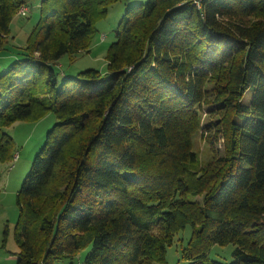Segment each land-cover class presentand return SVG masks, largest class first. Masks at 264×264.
<instances>
[{
	"label": "trees",
	"instance_id": "16d2710c",
	"mask_svg": "<svg viewBox=\"0 0 264 264\" xmlns=\"http://www.w3.org/2000/svg\"><path fill=\"white\" fill-rule=\"evenodd\" d=\"M126 1L41 0L20 59L0 75V160L12 159L6 129L58 119L17 196V264L88 249L83 264H165L188 226L182 261L225 264L209 252L231 245L229 264H264V0L129 6L107 71L61 79L60 61L89 53ZM26 5L0 0V52ZM197 135L211 155L198 171Z\"/></svg>",
	"mask_w": 264,
	"mask_h": 264
},
{
	"label": "rangeland",
	"instance_id": "374dc122",
	"mask_svg": "<svg viewBox=\"0 0 264 264\" xmlns=\"http://www.w3.org/2000/svg\"><path fill=\"white\" fill-rule=\"evenodd\" d=\"M148 0H127L114 5L108 19L98 24L99 33L94 39L93 47L89 53L79 55L71 63L68 57L60 61L57 71L60 78L75 77L80 72L94 69L102 73L107 71V52L110 45L116 40V29L125 15L127 8L132 5L145 4ZM41 0H27L28 13L23 17L17 15L10 25V36L6 49L0 52V75L20 59L18 53L27 44L28 38L40 19ZM252 92L245 97V102L252 99ZM203 120L205 113L203 109ZM58 123L57 117L50 113L39 121H24L14 124L6 129V134L13 140L12 159L0 160V264H17L20 249L15 241V228L19 210L17 196L25 182L32 165L43 148L47 135ZM194 152L198 156V171L210 159L206 142L197 135L193 139ZM222 150V147H219ZM199 200V199H198ZM193 235V229L188 226L175 237L174 243L167 250L165 264H188L181 260V252L187 248ZM234 246L213 247L209 252V262L232 263L234 260ZM88 250L81 251L73 261L64 260L56 264H83Z\"/></svg>",
	"mask_w": 264,
	"mask_h": 264
},
{
	"label": "built area",
	"instance_id": "2783aa9c",
	"mask_svg": "<svg viewBox=\"0 0 264 264\" xmlns=\"http://www.w3.org/2000/svg\"><path fill=\"white\" fill-rule=\"evenodd\" d=\"M193 1H194V5L197 7V9L201 10L202 2L204 0H193ZM27 13H28V9L26 7H23V8L20 9L18 15L24 17Z\"/></svg>",
	"mask_w": 264,
	"mask_h": 264
}]
</instances>
